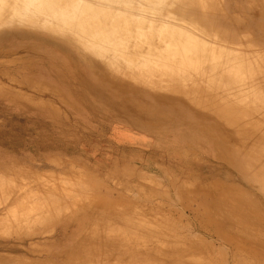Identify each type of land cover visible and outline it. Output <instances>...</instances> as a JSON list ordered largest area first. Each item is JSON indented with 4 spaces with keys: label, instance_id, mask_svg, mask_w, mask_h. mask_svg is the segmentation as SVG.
I'll use <instances>...</instances> for the list:
<instances>
[{
    "label": "rangeland",
    "instance_id": "obj_1",
    "mask_svg": "<svg viewBox=\"0 0 264 264\" xmlns=\"http://www.w3.org/2000/svg\"><path fill=\"white\" fill-rule=\"evenodd\" d=\"M21 3L0 0V264H264V117L233 122L179 82L150 81L140 61L165 44H124L114 70L97 66L62 33L82 0L38 5L36 20ZM117 3L104 8L179 24L216 42L209 58L259 71L264 0Z\"/></svg>",
    "mask_w": 264,
    "mask_h": 264
},
{
    "label": "bare ground",
    "instance_id": "obj_2",
    "mask_svg": "<svg viewBox=\"0 0 264 264\" xmlns=\"http://www.w3.org/2000/svg\"><path fill=\"white\" fill-rule=\"evenodd\" d=\"M14 1L15 0H3L4 9L6 11L13 10L12 3ZM59 1L60 0H22L20 6L25 8L28 12V20H36L41 17L42 14L35 11L34 7L38 5L48 6L49 4V9L56 10ZM82 1L84 2L82 6L76 3V7L72 6V9L77 11L78 14L77 22L74 23L72 18V23L69 27L70 32L62 33L73 40H76L75 37H80L82 49L85 50L86 53H92V56L96 58V65L98 64L100 67L105 66L111 71L114 70V58L116 55L120 54L117 52L119 50L118 46L124 44L128 46L147 44L150 47L165 44L166 52L164 56L155 58L153 51L147 49L150 58L140 61V64H142L140 67L141 72L147 76L150 75V81H154V78L160 77L167 81L179 82L182 84L184 90L188 89L187 91L190 92L193 102L196 101L197 104L213 102L215 105L211 106L217 110L216 112L218 115L226 117L229 116V113L233 122L237 117H243L242 119L252 115L254 117L258 115L264 117V106L260 109L258 107L256 108L257 100H261V97H263V95H261L260 85L264 84V73L260 72L264 71V59H258V61L262 62L259 66V71H255L258 66L251 65L246 73L244 65L239 62L241 58L237 59L232 57L224 62L220 61V56H218L219 59L216 57L215 60L208 57L206 53L209 51L211 54H216L212 45H210L216 43L215 41L209 42L200 38L192 39L190 30L183 26H180L175 33L170 31L171 28H177L179 24L171 26L170 23L166 29L158 30L154 20L143 19V16L140 15L138 11H136L138 14H126L123 11L113 12L109 8H104V6L107 7L111 4V0ZM114 1L116 3L118 2L122 7L126 6L128 2V0ZM100 3L103 5L102 8H100ZM132 5L131 7H133ZM135 9L139 10V8ZM58 11L62 13V7H60ZM3 17L4 15H2L1 19ZM95 21H99L100 25L93 29L92 32L87 34L79 33V28L83 32H86L88 28H92L91 25ZM117 21L119 24L118 30H102V26L110 27L113 22ZM60 30L66 31L65 28H61ZM75 31L78 32L79 35L72 34ZM174 36L179 39L187 38V42L183 45H179L173 41ZM101 44L105 46L101 47ZM216 46L217 45L214 47ZM220 48L218 47V49ZM229 51L232 56V51L237 50L230 49ZM203 52L205 54H202ZM245 52H247V50ZM229 67H233L237 72H230L227 73L226 76H223V72L221 71ZM127 69L134 70L133 63L129 62ZM253 71L258 72L259 76L254 77ZM149 93L152 95L150 96L151 99L170 107L178 108L177 106H179V108L185 110V113L190 114L192 118L195 116L185 107L167 100L160 95H156L153 91Z\"/></svg>",
    "mask_w": 264,
    "mask_h": 264
}]
</instances>
